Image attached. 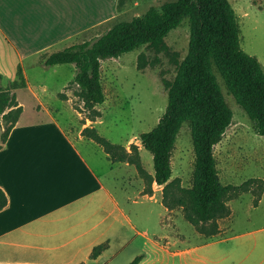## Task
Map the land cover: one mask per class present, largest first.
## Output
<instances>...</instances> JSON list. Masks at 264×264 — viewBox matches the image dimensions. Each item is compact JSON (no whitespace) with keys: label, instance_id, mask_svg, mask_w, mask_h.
Masks as SVG:
<instances>
[{"label":"crops","instance_id":"0c3cea01","mask_svg":"<svg viewBox=\"0 0 264 264\" xmlns=\"http://www.w3.org/2000/svg\"><path fill=\"white\" fill-rule=\"evenodd\" d=\"M100 1L0 0L3 84L15 81L21 68L22 88L37 100L34 110L47 114L44 120L24 122V106L18 102L22 114L0 144V188L8 197L0 211V264H129L140 254H145L140 264H264V234H237L231 239L247 242L227 248L230 238L222 233L233 215L231 201L230 216L218 220L217 234L199 233L205 238L200 244L182 235L160 236L158 225L167 227L163 218L169 211L137 183L136 168L112 162L102 147L82 135L86 127L79 133L64 130L30 85L26 63L45 69L71 65L62 94L64 102L72 101L66 91L75 65L46 67L43 62L97 37L98 29L117 17L102 19ZM38 87L48 91L46 84ZM137 146L144 149L141 141ZM117 168L133 169L135 175L126 181L125 175H116ZM102 244L107 250L92 259Z\"/></svg>","mask_w":264,"mask_h":264},{"label":"trees","instance_id":"16d2710c","mask_svg":"<svg viewBox=\"0 0 264 264\" xmlns=\"http://www.w3.org/2000/svg\"><path fill=\"white\" fill-rule=\"evenodd\" d=\"M188 20L190 41L188 55L183 61L176 80L168 86V105L165 114L151 131L140 134L145 150L153 155L154 176L150 184L163 186V204L171 210L181 208L185 219L197 226L198 232L213 236L219 231L218 220L230 216L228 201L235 190H248L250 180L242 187L221 183L215 147L232 122V111L227 105L216 72L220 74L229 92L255 124L257 134L264 138V68L258 59L245 53L240 46V26L229 0H177L166 2L159 9L131 21L115 23L110 29L92 40L76 44L48 56L43 64L51 67L74 64V81L83 102L82 112L95 121L101 115L96 107L106 97L101 81V67L112 60L143 46L159 47L165 37ZM0 75V117L12 119L4 132V141L22 114L15 90L26 86L21 68L17 78L7 86ZM63 100L67 97L61 94ZM191 128L195 164L192 186L180 188L178 194L170 191L172 156L180 130ZM82 135L103 148L112 162H127L145 175L138 147L131 152L102 137L95 127H86ZM152 193V187L145 190ZM172 195V196H171ZM262 195L254 201L257 204ZM8 205V197L0 188V211ZM108 245L95 247L91 258L96 259ZM145 254L137 255L129 264H140Z\"/></svg>","mask_w":264,"mask_h":264},{"label":"rangeland","instance_id":"374dc122","mask_svg":"<svg viewBox=\"0 0 264 264\" xmlns=\"http://www.w3.org/2000/svg\"><path fill=\"white\" fill-rule=\"evenodd\" d=\"M174 1L177 0H116L114 4L113 0H101V18L109 15L117 17L110 23L102 25L96 34L99 36L115 23L131 21L143 16L152 8L159 9L164 3ZM229 1L240 26L241 49L248 55L256 57L264 68V0ZM189 41L190 26L188 20H185L180 27L165 37L162 46H143L116 59L103 61L101 81L106 100L96 107L101 116L95 121L88 119L87 112L81 113L83 102L77 94L79 90L75 85L68 86V92L66 91L71 95L70 103L64 102L61 97L63 84L67 82L69 71L72 69L71 65L45 69L42 66L30 67L26 63V68L30 85L38 92L39 99L54 110L64 130L68 133H79L84 127H96L102 137L111 143L124 146L131 152L132 145L139 144L140 134L155 128L165 114L168 105V86L176 80L180 67L188 55ZM216 78L233 114L228 130L215 147L221 183L242 187L250 180L264 181V138L257 134L255 124L229 92L218 72ZM42 84L47 85V92L38 89ZM15 93L17 101L24 106V122L47 118L46 112L34 110L37 100L27 89L18 88ZM11 123V118L0 117V144L4 141V132ZM141 152L139 150L138 154L145 175L137 171V183L144 186L145 190L152 187L151 198L163 204L164 187L150 184L154 173L153 155L145 149ZM171 164L170 191L177 195L180 188H191L193 180L195 151L188 124H184L179 132ZM115 173L118 176L125 175L126 181L128 180L126 176L135 175L133 169L124 172V168L122 170L117 168ZM247 188L245 192L242 189L235 190L229 199L233 215L225 224L222 233L224 238H230L226 242L229 249L238 247L237 243L247 242L231 239L237 234L248 232L264 234L262 182H254ZM260 195H263L262 201L254 204ZM168 211L163 212L165 214L163 223L167 227L158 225L160 236L177 239L182 235L187 239L191 238V242L196 244L205 241L199 234L198 227L185 219L181 208L175 207ZM188 242L186 240L185 246Z\"/></svg>","mask_w":264,"mask_h":264}]
</instances>
